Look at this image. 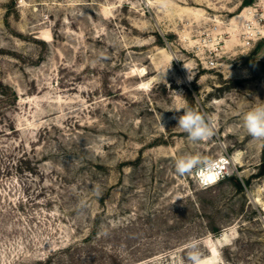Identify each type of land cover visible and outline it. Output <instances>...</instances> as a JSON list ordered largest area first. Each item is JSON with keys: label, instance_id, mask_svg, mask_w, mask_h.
<instances>
[{"label": "rangeland", "instance_id": "rangeland-1", "mask_svg": "<svg viewBox=\"0 0 264 264\" xmlns=\"http://www.w3.org/2000/svg\"><path fill=\"white\" fill-rule=\"evenodd\" d=\"M260 1L0 0V264H186L194 238L205 264H264V140L243 126L264 36L232 23ZM188 154L234 173L201 187L175 173Z\"/></svg>", "mask_w": 264, "mask_h": 264}, {"label": "clouds", "instance_id": "clouds-1", "mask_svg": "<svg viewBox=\"0 0 264 264\" xmlns=\"http://www.w3.org/2000/svg\"><path fill=\"white\" fill-rule=\"evenodd\" d=\"M170 67L171 65L164 70L163 76H165ZM184 67L189 72L188 78L191 79L190 70L187 66ZM180 109L184 110V114L174 118L178 121L177 126L188 134V139L190 141H207L214 135L213 127L202 113L188 106L173 110L178 112ZM243 126L247 133L254 139L264 140V102L252 107L244 114ZM174 167L175 173L179 176L192 175L195 173L201 187H206L214 177L219 176V172L217 171L219 167L218 162L201 154L181 156L175 160ZM178 198L180 197H177V199ZM184 247L186 250V264H205L203 253L200 250V241L198 239H191Z\"/></svg>", "mask_w": 264, "mask_h": 264}, {"label": "built area", "instance_id": "built-area-1", "mask_svg": "<svg viewBox=\"0 0 264 264\" xmlns=\"http://www.w3.org/2000/svg\"><path fill=\"white\" fill-rule=\"evenodd\" d=\"M261 3H255L250 7V11L246 20L242 23V31L243 37L246 40L245 42L251 44V42H255L264 36V0L260 1ZM261 4L262 11H259V5ZM263 4V5H262ZM244 18V19H245ZM208 64L213 67L216 65V61L214 59L210 60ZM218 162L219 176H217V181L224 179L228 176H231L234 173L233 165L230 158L227 155L219 157L215 159ZM196 176V175H195ZM198 179V177L196 176ZM199 181V179H198ZM212 185L211 182L208 183L207 186Z\"/></svg>", "mask_w": 264, "mask_h": 264}, {"label": "bare ground", "instance_id": "bare-ground-1", "mask_svg": "<svg viewBox=\"0 0 264 264\" xmlns=\"http://www.w3.org/2000/svg\"><path fill=\"white\" fill-rule=\"evenodd\" d=\"M249 11H250V7L247 10H245L243 13H241L240 16L235 17L234 21H232L235 27L243 23L244 18L248 16ZM216 181H217V177H214V179L210 182L211 184H214L216 183Z\"/></svg>", "mask_w": 264, "mask_h": 264}, {"label": "trees", "instance_id": "trees-1", "mask_svg": "<svg viewBox=\"0 0 264 264\" xmlns=\"http://www.w3.org/2000/svg\"><path fill=\"white\" fill-rule=\"evenodd\" d=\"M242 186V185H241Z\"/></svg>", "mask_w": 264, "mask_h": 264}]
</instances>
